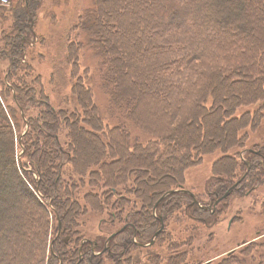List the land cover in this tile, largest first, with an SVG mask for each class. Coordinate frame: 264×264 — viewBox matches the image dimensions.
Instances as JSON below:
<instances>
[{
    "label": "trees",
    "instance_id": "16d2710c",
    "mask_svg": "<svg viewBox=\"0 0 264 264\" xmlns=\"http://www.w3.org/2000/svg\"><path fill=\"white\" fill-rule=\"evenodd\" d=\"M25 1L24 8L0 9V21L9 22L12 32L2 40L5 48L0 55L10 62L6 78H16L15 83L9 82L11 86L0 79L4 97L0 154L5 157L0 162V264H142L141 259L135 260L140 254H145V264H193L190 246L186 250L182 246L219 221L217 210L206 209L207 198L214 202L225 197L240 181L227 200L252 194L261 199L264 141L254 149L247 145L249 129L260 127L264 116V0H122L134 15L130 25H122L125 8L112 11L105 6L106 0H90L69 31L61 58L54 62L57 80L63 87L72 86L71 97L64 96L63 104L58 99L57 108L45 95L42 80L29 79L34 70L26 56L32 49L30 41L36 38L32 7L36 2ZM140 2L152 7L146 17L139 11ZM243 15L252 28L241 26ZM75 33L103 62L97 84L91 81V70H79L83 41L78 42ZM145 46L157 50L152 62L145 63L139 56ZM118 47L125 49L126 58L137 60L130 73L123 71ZM149 55L152 50L145 57ZM16 71L25 73L20 77ZM146 74L148 85L142 95L163 110V122L157 125H149L140 110V98L134 104L127 97L135 75ZM96 86L112 105L120 107L125 122L113 123L103 115L95 101ZM12 88L20 113L24 107L39 111L37 118L25 120L28 130L23 134L15 109L6 105ZM226 88L230 96L223 101ZM131 124L140 131L133 141ZM86 138L98 147L86 145ZM17 148L23 152L19 161ZM208 156L215 157L213 174L204 196L194 199L184 188V174ZM145 164L151 172L145 171ZM148 172L156 176L150 185L145 180ZM83 186L89 189L83 196L85 203L80 198ZM15 188L27 196L23 204H29L28 215H10L6 196ZM76 191L79 197L74 200ZM127 195L135 196L138 207L133 205L124 213L123 206L132 203ZM112 197L118 200L110 201ZM103 204L113 212L121 210L125 222L100 240V246L85 243L80 249L82 259L75 249L82 241L74 238L79 220L87 218L90 209L93 213L104 209ZM260 204L264 209V198ZM176 216L184 221L183 239L177 229L167 231ZM58 217L68 223L60 224V231L59 225H53ZM163 223L165 230L155 244L141 246L151 242ZM111 235L115 237L109 242ZM49 243L51 254L45 258ZM109 246L108 254L96 256ZM242 254L245 260L232 256L219 264H264L263 257L250 258L246 250Z\"/></svg>",
    "mask_w": 264,
    "mask_h": 264
},
{
    "label": "rangeland",
    "instance_id": "374dc122",
    "mask_svg": "<svg viewBox=\"0 0 264 264\" xmlns=\"http://www.w3.org/2000/svg\"><path fill=\"white\" fill-rule=\"evenodd\" d=\"M89 1L90 0L33 1L36 2L34 5H32L34 22H35L33 27V31H34L33 33L35 34L36 38H33L34 41H30V44L32 45L31 47L32 49L29 50V56L28 55L26 56L27 63L31 65L32 69L34 70L32 71L33 74L32 73L31 75L29 74L30 75L29 79L36 78L42 80L43 82L42 89L44 90L45 95L49 96L50 101L55 108H57L56 106L58 104V99H60L63 104V102H65V98H63L64 96L71 97V95L69 94L72 93V86L67 85V88L63 87L62 84L57 80L56 78L57 74L54 75L55 72L54 62L59 61V59L61 58L65 50L64 43L66 41L68 33L70 29L74 26V24L77 22L79 16L83 15L87 7H89L90 5ZM106 1L107 2L105 3V6L107 8L108 6L112 7V11L113 9H116V11L119 12L126 7L124 6V3L121 2L122 0H106ZM25 2H26L25 0H10L9 5L8 4L1 5L0 7H5V8H0V9L11 10L16 5H20L24 8ZM138 6H139V11H142L143 17H146L147 11H149L152 8L151 5L146 4V2H140ZM229 10L230 12H234L231 8ZM125 12H127V14L126 16H124V18H122V25L123 24L130 25L134 19L133 18L134 15L131 16V7L129 6L125 8ZM241 17L242 18L239 19V23L241 24V26H246L251 28L253 27V25L249 23L248 17H246L245 15ZM10 27L11 24L9 22L0 21L1 50H4L5 48L2 40L4 38L6 39V37L10 36L12 33L11 31H9ZM140 30L142 31V28ZM115 32L118 34V31ZM115 32L112 31L111 34H114ZM138 35L140 34H137V36ZM73 37L74 38L77 37V34L75 33ZM77 40L78 42L83 41L82 42L83 49L81 51V55L83 56V58L80 60L79 70L81 73H83L86 69L91 70L92 71L91 81L94 84H97V76L100 77V70H101L100 65L103 62L102 60H100L95 56L90 45L87 43L85 39L83 40L82 35H79V38L77 37ZM151 50L153 55H149L145 57L148 51ZM142 51L143 54L141 53L139 54V56L144 57L143 60L145 61V63L152 62L154 56L157 57V50L151 49L150 46L149 48L145 46ZM0 52L4 53V51H0ZM117 52L120 56H122L123 59V64H124L123 71L126 73H130L131 66H133V63L137 62V60H135V58L133 57L129 59L126 58L124 53L125 52L124 48L118 47ZM9 64L10 62L8 61L7 57L0 55V79H2L3 82L6 83L8 86H11L9 82L11 84H13V82L15 83L16 78L13 79L12 76H9L10 74L8 75L9 77L6 78L7 72L9 71L10 68ZM127 64H130V66ZM13 73H17L21 77V75L24 74L25 72L20 73L16 71ZM131 81L133 82L132 84L134 85V88L131 90V94H129L127 97L131 99L133 103L137 102L138 98L141 99V102H139L140 110L149 121L148 122L149 125H157L155 123L158 121L163 122V118L161 117V112L163 111L161 109L162 107H160L159 105H155L154 103H152L153 100L145 96L143 97L142 95V91H144L145 87H147L148 85V74H146V76H144L143 78L140 77V75H135V78H133ZM139 81H143V83L139 84ZM238 87L239 86H236L235 88ZM237 93L238 92L234 90V94L236 95ZM8 94H9V98H7L8 100L6 101V105L15 109V117L21 120V133L23 134L28 130L25 124V120L30 119V117L37 118L39 115V111L35 109L29 110L28 107H24L25 109L23 110V112L20 113L18 104L16 103V99H15V95H16L15 90L12 88L10 90V93ZM94 94H95L96 103L98 104V106L101 109V112L107 119H110L113 123L121 122V121L125 122L126 119L122 120L121 118L123 116V112L121 111L120 107L112 105L110 99H108L106 95L98 91V86L95 87ZM229 96H230V89L227 88L223 89L221 94V99L224 101L228 99ZM0 101H4V97L2 96L1 91H0ZM69 103L71 104V102ZM21 133L19 135H21ZM137 134H140V131H138V129H136L135 126L131 124L132 141L134 140L133 137ZM146 138L147 136H144L141 138V140L144 141ZM248 139L249 141L247 146L249 149H254L255 146L260 145V142L264 141L263 115L261 118L260 127L258 125L255 128L249 129ZM83 142H85L86 145H91L93 147H95L96 145L92 139L86 138L83 140ZM79 149L80 148H77V150ZM22 153H23L22 150L20 148H17L16 155L18 161L20 160ZM244 153L245 152L241 154L242 157L245 155ZM214 158H215L214 156H208L200 164L186 171V173L184 174V178H185L184 188L186 189V192H189L191 194L195 193L197 196L201 197L202 192H204V190L207 189V183L211 179V176L213 174ZM79 159H81L80 156ZM4 160L5 157H1L0 154V162L3 163ZM168 161H170V159H168ZM137 165L138 164H134L133 166H137ZM152 166L157 167L154 164ZM144 168L146 169L145 171L148 170L149 172H151L150 171L151 167L149 164H145ZM144 168H141V170H143ZM164 168L166 167H163V171L168 172L164 170ZM149 172L145 180L148 181L147 183L150 185L152 183V179L156 178V176H154L153 172L150 175ZM131 183H133V181ZM131 183L127 185L130 186V189L133 190L134 187L131 185ZM122 188L123 187L118 186L116 189L118 190V192L123 193L124 191L121 190ZM88 190L89 189H87V186H83L80 190V195H81L80 198L81 201L84 203L85 201L83 199L84 198L83 196L85 192H88ZM189 190L193 191L194 193H192ZM13 192L9 193L10 195L8 194V197L6 196L7 199L5 198L7 200V202L5 203L10 204V208H11L10 215L16 214L21 216L22 213H24L23 214L24 216L26 215V213L28 215L27 210L29 209L28 208L29 204L28 203L23 204V201L28 200L27 196L24 194L22 190L18 188H15ZM148 193H150V191ZM73 194L75 195V199L74 198L73 199L77 200L76 198L79 197L77 191ZM260 194H261L260 200H262L264 198V187L261 188ZM127 196L129 199L131 198L132 203L130 202L131 205L123 206L124 213H126L129 210V208H131L133 205L137 206V200L134 199L135 196L134 195H127ZM70 197L72 196L70 195ZM117 200H118L117 198L112 197L110 201L116 202ZM260 200L258 199L257 194H252L246 196L244 199H235V200L230 199L227 201L225 200L219 201V205L217 207V213L219 214L218 217L219 221H217L218 223L208 231H201L197 233L195 236V240L192 241L189 245L182 246V250H186L190 246L189 247L190 262L193 261V264H219L224 262L225 259L232 256L239 257L241 260H245L247 256H244L242 254L244 250L248 251V253L250 254V258H256V260H258L260 257L264 258V209L263 206H261L260 204ZM138 203L140 204L139 200ZM102 208H104L105 210L101 209L100 211L94 213L92 209H90L87 218H81V217H80L81 219L79 218L80 219L79 223L81 225L78 226L79 229L77 230L76 237L74 238L78 242H80V239L82 241L80 244L78 243V245L75 248L80 252L79 255L80 257L84 256L81 250L84 249L85 243L90 242L92 244H97L98 241L103 240L109 234L123 227V224L125 222V215H121L119 213L121 210L117 209V211L113 212L109 209V207L105 206L104 204L102 205ZM56 219L57 220L53 222V225L54 224H56L57 226L59 225V231L64 225L68 226L67 220L65 223L63 219L60 217ZM14 221L15 219L12 216H10V222L12 226H14L13 224ZM183 222L184 221H181L180 216L174 217L172 220L169 221V226L167 231H172L173 233H175V230L177 229L178 232L181 233L183 239V233L181 232V229L183 228L182 225ZM60 224L62 225V227H60ZM2 225H4V223ZM55 236H52V238H54ZM109 248L112 250L111 246H109ZM43 254L45 255V258H47L51 254L50 243L48 244V247L46 245L45 252H43ZM137 259H141V263L145 264V254H140L136 256L135 260L137 261ZM107 262L111 263L110 261Z\"/></svg>",
    "mask_w": 264,
    "mask_h": 264
},
{
    "label": "flooded vegetation",
    "instance_id": "af4514ba",
    "mask_svg": "<svg viewBox=\"0 0 264 264\" xmlns=\"http://www.w3.org/2000/svg\"><path fill=\"white\" fill-rule=\"evenodd\" d=\"M240 182V181H239ZM239 182H237V184H235V185H232L231 187V189H230V191L225 195V197H222V198H220V199H218V200H216V201H214V202H212L210 199H208L207 197V205L208 206H206V209H209V210H212V209H214V210H217V207H218V205H219V201H223V200H225L226 198H228L229 196H230V192H232V191H234V189H236L237 188V186H238V183ZM189 191H191V190H189ZM192 193H194L193 191H191ZM204 193H205V191L204 192H202V195L201 196H204ZM195 193L194 194H192V196H193V198L195 199ZM197 196V195H196ZM198 198H200L201 199V197L200 196H197ZM238 199H240V198H238ZM241 199H243L242 197H241ZM205 202V201H204ZM160 230V231H159ZM157 232H156V234L154 235V237L151 239V242L150 243H148V244H142L141 246H143L144 248H150L151 246H153L154 244H155V242H156V240H157V237L165 230V225H164V223L162 224V226L160 227V229H159ZM115 237V235L112 237V235H111V237H109L108 238V240L107 241H112V239ZM96 245H98V246H100V244H99V241L97 242V244ZM109 247H105V249L104 250H102V251H100V252H97V255L98 256H104L105 254H108V252H109ZM110 254V253H109ZM96 255V256H97ZM84 256H81V258H83ZM80 263V262H79Z\"/></svg>",
    "mask_w": 264,
    "mask_h": 264
},
{
    "label": "built area",
    "instance_id": "2783aa9c",
    "mask_svg": "<svg viewBox=\"0 0 264 264\" xmlns=\"http://www.w3.org/2000/svg\"><path fill=\"white\" fill-rule=\"evenodd\" d=\"M9 3H10V0H0V6L5 5V4L9 5Z\"/></svg>",
    "mask_w": 264,
    "mask_h": 264
},
{
    "label": "water",
    "instance_id": "95a60500",
    "mask_svg": "<svg viewBox=\"0 0 264 264\" xmlns=\"http://www.w3.org/2000/svg\"><path fill=\"white\" fill-rule=\"evenodd\" d=\"M189 193V192H188ZM160 231V230H159Z\"/></svg>",
    "mask_w": 264,
    "mask_h": 264
}]
</instances>
